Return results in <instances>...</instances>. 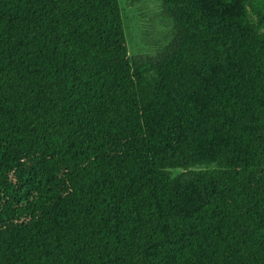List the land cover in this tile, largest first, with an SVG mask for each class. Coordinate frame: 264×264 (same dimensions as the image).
<instances>
[{"label":"trees","instance_id":"trees-1","mask_svg":"<svg viewBox=\"0 0 264 264\" xmlns=\"http://www.w3.org/2000/svg\"><path fill=\"white\" fill-rule=\"evenodd\" d=\"M161 1L0 0V264H264V0Z\"/></svg>","mask_w":264,"mask_h":264},{"label":"rangeland","instance_id":"rangeland-1","mask_svg":"<svg viewBox=\"0 0 264 264\" xmlns=\"http://www.w3.org/2000/svg\"><path fill=\"white\" fill-rule=\"evenodd\" d=\"M129 55L157 58L171 43L174 22L166 13L161 0L131 2L119 0ZM182 170L172 171L173 176Z\"/></svg>","mask_w":264,"mask_h":264}]
</instances>
